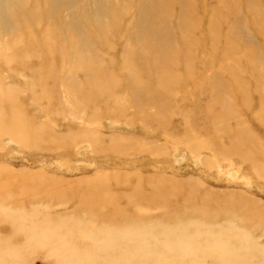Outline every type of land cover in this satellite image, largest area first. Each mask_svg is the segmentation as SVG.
I'll list each match as a JSON object with an SVG mask.
<instances>
[{"label": "rangeland", "instance_id": "rangeland-1", "mask_svg": "<svg viewBox=\"0 0 264 264\" xmlns=\"http://www.w3.org/2000/svg\"><path fill=\"white\" fill-rule=\"evenodd\" d=\"M71 249L264 264V0H0V264Z\"/></svg>", "mask_w": 264, "mask_h": 264}, {"label": "bare ground", "instance_id": "bare-ground-1", "mask_svg": "<svg viewBox=\"0 0 264 264\" xmlns=\"http://www.w3.org/2000/svg\"><path fill=\"white\" fill-rule=\"evenodd\" d=\"M253 11H255V10H252V12ZM255 13L258 14V12H255ZM192 21H193V19H190V23H192ZM216 23H217V20H215L213 17L209 18L208 26H207L208 32H207L206 38L211 43L214 42V40L216 38ZM187 25L189 27L188 29H191L193 26H195L194 24L193 25L187 24ZM49 33H50V31L48 30L45 33V36H48ZM50 42L51 41L49 40L47 42V45L50 44ZM212 44H214V43H212ZM157 75H159V77L162 80V82H165V83L168 80L173 81V79H174L173 74L170 73V72H167V71H160V72L157 73ZM12 128H14V129H12ZM6 130L8 132H12V130H16V132H13V135L16 134V137L21 139V140H23V141L24 140L26 141V140L34 138V133L32 132V129L30 128V125L26 124L25 121L22 120V119L16 118L14 120V122H13V125L8 127ZM245 135L246 134L243 133V132H239L237 134L238 140L234 141V145L236 147L246 148V147H248L250 145V143L246 142L245 140H243V139L241 140L242 136H245ZM244 156H247V159H249V158L251 159L252 158L250 154H245ZM88 207H89V204L88 203H86V204L84 203V204H82L81 208L82 209H88ZM53 228H55V227L53 226ZM21 229H22V227L16 225V223H15V229L14 230H21ZM38 229L39 228H37L35 226L32 227L31 234H29V239H26V241H27V243L29 244L30 247H34V248H38L39 247L40 248L42 246L41 248H52L54 246H58V244L56 243L57 242V237L54 234V232H52V230H48L49 234L52 233L51 235H49L47 233L38 231ZM35 230L38 231L37 234L35 233L36 232ZM243 244H244V242H243ZM7 251L10 252L11 255L14 253V251H9V250H7ZM7 251H4L2 254H7ZM67 252H69V254L64 255V257H65L64 258L65 260H63L64 264H84L85 261L87 260V258H85V256H84V258L80 257L79 256L80 254H77L72 249L68 250ZM114 252L116 253V251H114ZM1 259H2V257H0V262H1Z\"/></svg>", "mask_w": 264, "mask_h": 264}]
</instances>
